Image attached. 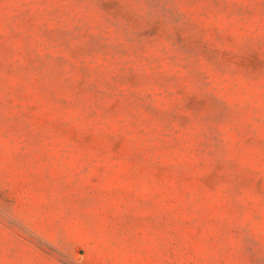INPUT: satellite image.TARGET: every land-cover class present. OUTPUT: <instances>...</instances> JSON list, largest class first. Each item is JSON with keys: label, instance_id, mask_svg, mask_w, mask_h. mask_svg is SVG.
I'll return each instance as SVG.
<instances>
[{"label": "rangeland", "instance_id": "rangeland-1", "mask_svg": "<svg viewBox=\"0 0 264 264\" xmlns=\"http://www.w3.org/2000/svg\"><path fill=\"white\" fill-rule=\"evenodd\" d=\"M0 264H264V0H0Z\"/></svg>", "mask_w": 264, "mask_h": 264}]
</instances>
